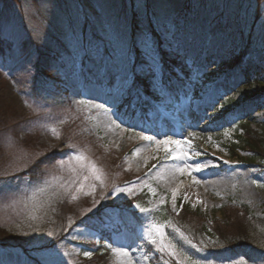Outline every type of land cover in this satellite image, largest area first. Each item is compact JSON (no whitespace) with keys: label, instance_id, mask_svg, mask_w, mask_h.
I'll list each match as a JSON object with an SVG mask.
<instances>
[{"label":"rangeland","instance_id":"obj_1","mask_svg":"<svg viewBox=\"0 0 264 264\" xmlns=\"http://www.w3.org/2000/svg\"><path fill=\"white\" fill-rule=\"evenodd\" d=\"M0 44V228L19 237L0 244V264L10 254L90 264L97 249L124 264L113 249L128 245L135 264H180L149 242L153 225L184 264H264V0H0ZM162 54L191 84L171 78L169 94ZM40 65L53 78L42 79L43 98L26 86ZM143 136L185 142L188 159ZM184 164L201 170L177 171ZM216 179L229 187L217 190ZM185 208L218 221L215 230L184 232L168 212ZM235 242L250 244L251 258L215 259Z\"/></svg>","mask_w":264,"mask_h":264},{"label":"trees","instance_id":"obj_2","mask_svg":"<svg viewBox=\"0 0 264 264\" xmlns=\"http://www.w3.org/2000/svg\"><path fill=\"white\" fill-rule=\"evenodd\" d=\"M11 1H18V0H11ZM155 37L158 39L157 34L155 35ZM157 43L160 45L161 41L158 39ZM5 56H6L5 52H4V50L0 44V67L2 69L6 70L7 69V65H6L7 59ZM166 58L167 57L164 54H162V64L164 65L163 72H162V75H163L162 78L170 80L171 78L175 79L176 77H179L180 79H182V83H184V84L191 83L190 82V74L188 72L181 70V69H180L181 72H178L179 71L178 66L175 67V69H174L173 66L169 65L171 63V61L169 60L170 62H168V60H166ZM236 59H238V58H236ZM49 74H51L50 71H48L43 65H40L38 68V71L36 72V75L32 78V80L34 79L32 82L33 85L32 86L30 84L26 85L28 88H30V92L34 96H38L39 98H43L46 96L45 90H40V88L44 85L43 82H41L43 78L46 77L48 80H53L52 76H50ZM145 76L146 75L143 73V75L142 76L140 75V77L138 79L140 81L145 80ZM257 83L259 84L260 88L264 92V79H263V77L260 76L257 80ZM170 85H173V82H171ZM165 87L173 90L174 86L168 87V85H167ZM62 98H63V96H62ZM250 138L246 139V142H247V140H250ZM249 143H253V148H255V149H257V144L262 145L260 142H257L256 140L250 141ZM255 149H254V151L257 152ZM257 153H259V152H257ZM37 166H38V164H36L35 167H32L29 170V175H30V178L32 180L36 179V173L39 172V169ZM68 204H69V202H68V200H66L65 197H63L60 194L57 195V199L55 201V207L57 209L61 207V212H59V214H58L59 216L60 215L64 216L66 214L67 210L65 209V207ZM239 212L241 214L243 211H239ZM224 213H225V216L227 218L229 225L232 224L231 226H233V224L234 225L237 224L236 217H235V219H233V216H232L235 212L227 210ZM68 214H70V216L74 215V213H68ZM168 214L170 215V217H169L170 220L172 218L174 220V223L180 229H182L184 232H187V233H193V235H195L197 233H203L204 230H206L207 228H211V227H212L211 229L215 230V226H217V224L219 223L218 221H216L214 223H210L209 221H207L206 218L202 217V215L199 212H196V211L193 212L189 208L183 209L178 217L175 216L174 214L170 213V212H168ZM98 218H99V216H98ZM92 219H95V218L93 217ZM191 220H192V224L190 227L189 223L191 222ZM228 224H225V225H228ZM244 225H245V223H244ZM189 229H191V230L189 231ZM18 238L19 237H16V235H14V233H11V232L7 231L6 229L0 228V244L6 245V246H11V245H13L12 242H14L15 240H16V242H19V241H17ZM235 241H236V239H235ZM239 244H240V242H235L233 244V246L231 248H229L228 251H226V252H224L222 250L216 251L215 253L217 256L215 257V259H227L229 256L236 257L237 255H240L239 254L240 251H241V255H243L245 257H250L251 254H249L250 249L248 250V247L251 245L248 243H244L242 245H239ZM19 246H20V244H19ZM251 251H252V249H251ZM223 253L228 254L229 256L226 257ZM5 258H8V259H5ZM5 258L3 257V259H5V261H7L11 264H28V263L29 264H40L39 262L35 261L34 259L31 260V262H26L27 260L22 255H19V254H10V255L6 256ZM90 264H109V259H108L107 253L102 252L101 249H97V251L95 252V255H94V259L90 261Z\"/></svg>","mask_w":264,"mask_h":264},{"label":"snow or ice","instance_id":"obj_3","mask_svg":"<svg viewBox=\"0 0 264 264\" xmlns=\"http://www.w3.org/2000/svg\"><path fill=\"white\" fill-rule=\"evenodd\" d=\"M145 40L147 39L146 37L144 38ZM117 45L123 50L126 49V36L125 34H120L119 37L117 38ZM149 56L152 57L151 62L149 63L148 67L151 71H156L154 64H155V55H154V50H150V52L148 53ZM97 107H103V105H99ZM142 139L146 140V141H150V142H155L156 144H160V145H164L165 147V152L167 153V155L170 158L173 159H181V160H186L188 159V152L184 150L183 147H181V145L185 142H181V141H173L170 137L168 139L162 140V141H155L154 137L151 136H143ZM187 143H191L190 141H188ZM174 145L175 147L169 149L168 145ZM178 153V154H177ZM84 157L81 156H77L76 160L77 161H81L83 160ZM65 162L61 161V165H63ZM92 171L95 173L97 172V168L95 166V164H92L91 166ZM191 169V171H200L201 170V166L200 165H191V164H184L182 167L178 168L177 171H180L181 173H184L186 170ZM73 171H76L75 168H73ZM189 175H191V172H189ZM89 179L88 176H84L83 180L87 181ZM96 179H100V176L97 175ZM194 183H199V181H195L194 179ZM83 187V184H81V188ZM94 185H93V189H94ZM117 193H121V192H131V188H116L115 189ZM74 199L76 197H73ZM185 199H187V196H185ZM137 207H140L139 205H137ZM142 212H147L148 209L145 208H141L140 209ZM148 240L152 245L156 246V250L158 252H165L167 251L169 255L174 256L177 258V260L180 261V264H184V262L182 260H180V257L178 255V253L175 250V246L172 245L170 242L169 243H165V234L162 232L161 230V226L159 225H153V229L149 231L148 233ZM190 243V241H189ZM131 247V245H128L127 247H121V248H116L113 249V252L116 253L119 257L123 258L124 264H135V261L133 259L132 253L128 250V248ZM84 255L86 257H91L93 254L91 252H85ZM193 264H198V262L193 261Z\"/></svg>","mask_w":264,"mask_h":264},{"label":"bare ground","instance_id":"obj_4","mask_svg":"<svg viewBox=\"0 0 264 264\" xmlns=\"http://www.w3.org/2000/svg\"><path fill=\"white\" fill-rule=\"evenodd\" d=\"M198 118L196 114H193L192 117H191V120L192 118ZM194 118V119H195ZM190 120L187 122L188 125H190L191 123H189ZM181 128V127H180ZM164 174L162 176V178L164 179V181H168V182H171L172 179H173V171L171 170V168L169 166H165V167H162L161 169ZM214 187L219 190V191H225L228 187H229V182L228 180H224L222 181L221 179H216L214 180ZM248 189L245 190V193L248 195V196H252V193L251 192H248Z\"/></svg>","mask_w":264,"mask_h":264}]
</instances>
